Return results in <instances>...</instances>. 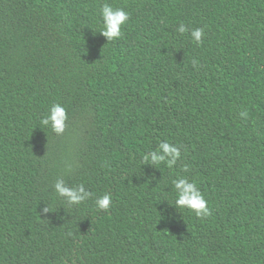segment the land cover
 Returning <instances> with one entry per match:
<instances>
[{
    "label": "trees",
    "instance_id": "16d2710c",
    "mask_svg": "<svg viewBox=\"0 0 264 264\" xmlns=\"http://www.w3.org/2000/svg\"><path fill=\"white\" fill-rule=\"evenodd\" d=\"M105 2L130 14L112 42ZM162 140L177 165H142ZM178 176L209 217L168 204ZM0 264H264V0H0Z\"/></svg>",
    "mask_w": 264,
    "mask_h": 264
},
{
    "label": "clouds",
    "instance_id": "9594fccd",
    "mask_svg": "<svg viewBox=\"0 0 264 264\" xmlns=\"http://www.w3.org/2000/svg\"><path fill=\"white\" fill-rule=\"evenodd\" d=\"M129 16V12L125 9L105 2L99 8V26L93 30V34L99 33L106 38L107 42L117 40L122 36V26L128 22ZM176 31L183 35L189 32V28L181 22L176 28ZM190 36L196 44H201L203 42L204 28H192ZM192 65L193 67L197 66L195 59L192 60ZM240 115L246 117L247 112H241ZM67 118L65 107L60 103H53L48 107L46 114L40 118L39 127L49 128L56 135H61L65 131ZM181 147L167 140L158 141L157 147L154 150L143 155L142 165L148 164L159 170L156 166L163 164L167 168L172 169L177 165L178 160L182 158ZM181 168L184 172L188 171L187 164L181 165ZM171 183L174 189L175 199L172 202L166 200L169 205L175 209H186L194 213L198 218L209 217L212 214L204 194L197 187L194 180H190L187 176H178ZM53 189L55 194L63 197L68 205H80L91 196V193L83 184L70 187L62 179L55 181ZM111 203L112 196L107 191L103 195L95 198V207L98 211H108ZM41 212L47 214L50 211L47 206H44Z\"/></svg>",
    "mask_w": 264,
    "mask_h": 264
}]
</instances>
